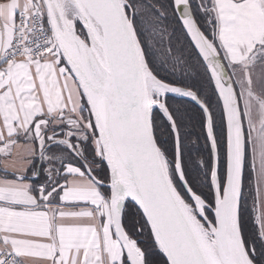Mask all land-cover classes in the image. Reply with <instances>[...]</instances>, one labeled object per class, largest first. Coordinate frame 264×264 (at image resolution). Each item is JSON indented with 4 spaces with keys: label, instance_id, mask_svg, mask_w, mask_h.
Returning a JSON list of instances; mask_svg holds the SVG:
<instances>
[{
    "label": "snow or ice",
    "instance_id": "obj_1",
    "mask_svg": "<svg viewBox=\"0 0 264 264\" xmlns=\"http://www.w3.org/2000/svg\"><path fill=\"white\" fill-rule=\"evenodd\" d=\"M0 264H264V0H0Z\"/></svg>",
    "mask_w": 264,
    "mask_h": 264
},
{
    "label": "trees",
    "instance_id": "obj_2",
    "mask_svg": "<svg viewBox=\"0 0 264 264\" xmlns=\"http://www.w3.org/2000/svg\"><path fill=\"white\" fill-rule=\"evenodd\" d=\"M195 131L197 132V134H199L198 128L195 129ZM193 139H194V137H193ZM190 147H192L193 149H195L197 146L196 145H190ZM199 147H200L201 150H203V142L202 141H201ZM193 156H194V160L196 161V163H197L198 160L200 161L201 158L200 157H197L195 155V151L193 152ZM197 165H198V163H197Z\"/></svg>",
    "mask_w": 264,
    "mask_h": 264
},
{
    "label": "rangeland",
    "instance_id": "obj_3",
    "mask_svg": "<svg viewBox=\"0 0 264 264\" xmlns=\"http://www.w3.org/2000/svg\"><path fill=\"white\" fill-rule=\"evenodd\" d=\"M199 162H200V161L198 160L197 163L199 164Z\"/></svg>",
    "mask_w": 264,
    "mask_h": 264
}]
</instances>
